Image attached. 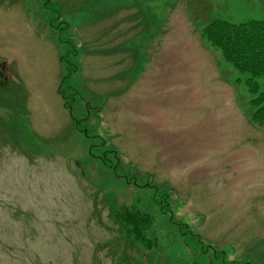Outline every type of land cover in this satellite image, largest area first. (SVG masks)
Instances as JSON below:
<instances>
[{"label":"rangeland","instance_id":"rangeland-1","mask_svg":"<svg viewBox=\"0 0 264 264\" xmlns=\"http://www.w3.org/2000/svg\"><path fill=\"white\" fill-rule=\"evenodd\" d=\"M214 18L264 0H0V264H191L173 214L207 261L264 264V127L201 36ZM118 205L158 248L117 235Z\"/></svg>","mask_w":264,"mask_h":264},{"label":"trees","instance_id":"trees-1","mask_svg":"<svg viewBox=\"0 0 264 264\" xmlns=\"http://www.w3.org/2000/svg\"><path fill=\"white\" fill-rule=\"evenodd\" d=\"M201 35L209 48L219 51L222 58L240 73L235 82L244 84L250 95L247 101L248 110H246L249 121L258 127H264V19L233 23L224 18H214L204 24ZM60 60L62 63L65 62V57L61 56ZM71 70L68 69V74L63 75V79L69 76ZM75 70H77L76 66L73 67V71ZM58 90L63 96L64 105L70 111L76 127L88 136V129L82 127V121L87 117L76 119L62 87L60 86ZM166 211L164 209V212ZM110 216L119 237L130 240L133 246L138 245L136 247H142L144 251L158 248L157 237L151 235L154 219L150 214L137 208L118 205L112 206ZM171 221L177 226L183 245L193 255L194 262L191 264H234L233 261L227 260L223 251H215L210 261L204 259L205 254L208 253V247L211 246L204 244L200 235L195 234L188 225L177 220L175 214L171 215ZM197 243L200 245L197 246Z\"/></svg>","mask_w":264,"mask_h":264},{"label":"flooded vegetation","instance_id":"flooded-vegetation-1","mask_svg":"<svg viewBox=\"0 0 264 264\" xmlns=\"http://www.w3.org/2000/svg\"><path fill=\"white\" fill-rule=\"evenodd\" d=\"M6 67L7 66H4L1 62H0V79L2 78H6L7 75H6Z\"/></svg>","mask_w":264,"mask_h":264},{"label":"crops","instance_id":"crops-1","mask_svg":"<svg viewBox=\"0 0 264 264\" xmlns=\"http://www.w3.org/2000/svg\"><path fill=\"white\" fill-rule=\"evenodd\" d=\"M142 20H143V18H142ZM142 20H141V22H142ZM130 33H131V32H129V33H127V34H130ZM123 34H125V32H122V35H123ZM159 48H160V47H158V49H159ZM186 62H187V61L185 60L184 64H186ZM183 79L186 80V77H183ZM184 88H185V90H186V93H187V91L190 89L189 86H187V87L185 86ZM182 91H183V90H182Z\"/></svg>","mask_w":264,"mask_h":264}]
</instances>
